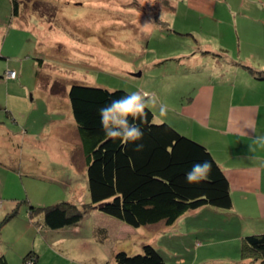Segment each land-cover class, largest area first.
I'll use <instances>...</instances> for the list:
<instances>
[{"label":"rangeland","instance_id":"rangeland-1","mask_svg":"<svg viewBox=\"0 0 264 264\" xmlns=\"http://www.w3.org/2000/svg\"><path fill=\"white\" fill-rule=\"evenodd\" d=\"M18 2L14 15L12 1L0 0L1 125L17 134L62 129L64 136L46 140L57 147L58 159L50 149L34 154L33 145H24L18 161L41 160L43 172L0 164V195L15 201L0 211V256L8 264H36L39 257V264H118L119 251L136 254L153 244L169 264H241L242 238L262 212L255 199L239 194L231 210L203 207L183 214L171 229L163 222L133 227L95 209L78 226L53 229L41 213L31 216L29 206L90 203L84 156L75 144L81 137L69 98L73 84L149 91L169 106L166 118L152 108L156 121L203 137L211 134L182 116L201 83L214 85L215 99L222 93L263 99L264 81L254 80L248 66L264 68V0ZM2 130L0 158L8 151ZM15 208L17 214L5 220Z\"/></svg>","mask_w":264,"mask_h":264},{"label":"trees","instance_id":"trees-1","mask_svg":"<svg viewBox=\"0 0 264 264\" xmlns=\"http://www.w3.org/2000/svg\"><path fill=\"white\" fill-rule=\"evenodd\" d=\"M11 1L14 15H18L19 2ZM257 74L264 77V70ZM126 92L85 84L71 86L69 98L85 155L90 203L82 207L69 201L44 207L31 204L30 215L41 213L46 226L61 229L78 226L95 209L138 228L160 222L171 226L186 212L201 207L232 209L231 184L211 151L169 122H153L152 109L145 110L144 135L139 141L124 144L118 138L105 137L98 109ZM136 144L143 147L137 150ZM203 160L212 164L209 177L188 183L186 171ZM16 214L17 208L5 220ZM242 239L241 264H264V233ZM27 256H32L31 252ZM115 259L118 264H169L153 244L144 245L136 254L119 251ZM0 260L8 264L4 255Z\"/></svg>","mask_w":264,"mask_h":264},{"label":"crops","instance_id":"crops-1","mask_svg":"<svg viewBox=\"0 0 264 264\" xmlns=\"http://www.w3.org/2000/svg\"><path fill=\"white\" fill-rule=\"evenodd\" d=\"M215 52L217 53L218 51ZM244 66L247 67V65ZM263 70L264 68L249 69L254 75V80L259 81H264V77H262L263 75L261 76L260 74H257V71L259 72ZM255 84L256 82L252 84V87H254ZM261 85L262 83L258 86ZM252 92L257 95L254 91ZM214 95L215 88L213 84H208V82L201 83L194 93L191 92L189 94L188 100L184 103L185 107H183L182 111V116L198 122L208 130L211 136L203 137L199 134H195V132H192L191 134L187 132L182 133L187 134L206 145L218 163L222 166L231 184L233 207L235 199L234 194H239L245 198L256 200L262 214L255 217L254 224L250 228L251 231L246 232L244 235L247 236L252 233H264V143H261L256 139L258 136H264V98L256 100L237 99L238 96H234V93L231 95L230 93H222V99H215ZM215 107L218 108V113L215 112ZM5 111L8 110L5 109ZM15 121L16 119L14 118V123ZM2 122L3 121L0 122V129H3L2 131L6 132V136L3 137L4 139H2L1 144L8 146V151L3 153L2 158H0V164L6 166H2L3 168L19 169L22 167L24 171H34L36 173L39 171L43 172L41 165L43 162L41 160L37 161L36 158H33V161L25 166H22L23 159L18 161L19 157L26 152V149L24 148L26 143L28 146H34L31 150L34 154L37 153L36 150L50 149L53 158L58 159V157H60L56 156L58 155L57 147L50 146L53 149L49 148L46 140L53 139L57 141L59 138H63L64 131L62 129H54L53 131L44 130L42 132H30L29 129H25V131L17 134L11 131V129H6L4 125H1ZM169 123L182 131L175 123ZM217 128H219V130H216ZM77 134L79 136V132H77ZM18 137L20 142L16 140ZM41 140L43 141L41 142ZM11 143L13 146H11ZM75 144L80 150L81 140H77ZM74 152L73 154L70 153L69 156L71 159L70 163L72 171L73 168H76L77 166L73 159ZM34 154H30L27 157L34 156ZM83 156L85 168L86 160L84 154ZM2 184L4 183L2 182ZM37 185L43 189V185ZM2 197L3 193L0 195L1 214L5 213L6 209L9 211V207L12 208L14 205L13 203H15L13 199L3 201ZM11 202L12 204H10ZM201 208L188 211L185 214H198L197 211ZM182 218L183 216H181L175 224L168 226V229L180 224ZM39 262H41L40 257L36 264H39Z\"/></svg>","mask_w":264,"mask_h":264},{"label":"clouds","instance_id":"clouds-1","mask_svg":"<svg viewBox=\"0 0 264 264\" xmlns=\"http://www.w3.org/2000/svg\"><path fill=\"white\" fill-rule=\"evenodd\" d=\"M149 24L151 23L145 26ZM157 106L159 117L166 118L169 106L149 91L126 92L112 99L98 109L100 126L105 137L118 138L124 144L139 141L144 135L142 125L145 122L146 108L152 109ZM153 122L158 121L154 118ZM256 139L264 143V136H258ZM136 147L139 150L143 145L136 144ZM211 168L212 164L208 160L196 161L186 171L185 179L188 183H199L209 177Z\"/></svg>","mask_w":264,"mask_h":264},{"label":"built area","instance_id":"built-area-1","mask_svg":"<svg viewBox=\"0 0 264 264\" xmlns=\"http://www.w3.org/2000/svg\"><path fill=\"white\" fill-rule=\"evenodd\" d=\"M12 74H13V75H15L16 73H15V72H11V74H10V75H12ZM0 205H1V201H0Z\"/></svg>","mask_w":264,"mask_h":264}]
</instances>
